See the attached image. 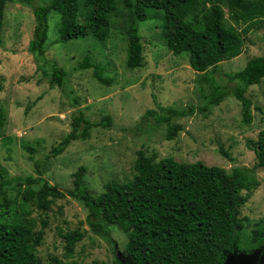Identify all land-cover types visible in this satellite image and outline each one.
Returning <instances> with one entry per match:
<instances>
[{
	"label": "rangeland",
	"instance_id": "374dc122",
	"mask_svg": "<svg viewBox=\"0 0 264 264\" xmlns=\"http://www.w3.org/2000/svg\"><path fill=\"white\" fill-rule=\"evenodd\" d=\"M49 1L33 0V5ZM208 7L209 3L201 5V12ZM221 8L224 26L234 27L244 42L240 55L222 61L215 75L218 83L232 85L224 73L241 70L253 57H264V21L245 31L246 23L236 22L225 3ZM86 11L80 6L81 20ZM4 14L0 106L5 125L0 131V170L12 185L0 194V222L25 223L34 232L43 229L35 252L39 264H119L125 260L127 235L116 225H110L106 235L96 234L88 226L87 210L77 200L67 195L56 198L43 212L36 200L24 201L22 193L27 187L37 190L44 183L66 193L73 188L71 175L84 167L85 185L97 196L109 180L132 179L139 150L154 162L166 157L179 162L199 161L228 173L239 168L256 178L259 186L239 209L242 229L235 251L242 255L256 253L255 264H264V238H252L254 229L264 230V168L254 167L255 155L246 145L247 139H256L264 129V78L246 91L252 102L250 124L242 122L241 105L232 96L200 114L198 108L205 105L203 96L209 93V87L198 82L200 73L189 66L187 53L173 55L167 49L160 32L161 11L148 9L147 20L138 26L143 43L141 67H126L129 20L127 9L116 0L110 32L103 41L89 34L59 42V16L54 12L48 15L44 57L67 70L60 88L50 83L42 61L29 51L35 25L32 7L11 1L6 3ZM84 56L102 67L104 76L112 81L109 86L98 82L92 69H77ZM154 100L162 107L195 109L192 115L174 120L181 130L172 140L166 137L165 123L145 115L148 110L161 112ZM78 111L94 125L88 137L72 141L57 157L44 159L71 131V117ZM107 115L111 124L103 126L101 120ZM220 146L230 159L219 151ZM34 161L40 162L39 168ZM28 176H40V180L30 185L17 183L16 179ZM78 232L82 236L72 243L73 250L67 251L68 239Z\"/></svg>",
	"mask_w": 264,
	"mask_h": 264
},
{
	"label": "trees",
	"instance_id": "16d2710c",
	"mask_svg": "<svg viewBox=\"0 0 264 264\" xmlns=\"http://www.w3.org/2000/svg\"><path fill=\"white\" fill-rule=\"evenodd\" d=\"M27 4L32 7L35 20L29 51L42 61L43 73L50 83L62 87L67 70L55 61L44 57V45L48 35V15L59 16V42L91 35L99 41L108 37L111 16L116 9V0H50L44 5H33V0H0V46L3 44L4 9L7 2ZM127 9L129 20L126 29V67L135 69L143 63V43L138 26L148 18L147 10L161 11V37L173 55L187 53L189 66L200 73L198 82L209 87L205 94V105L198 108L204 114L217 106L226 97L232 96L241 105L242 122L250 124L251 100L246 96L247 88L259 84L264 78V57L257 56L247 61L244 68L224 73L232 85L216 81L220 63L238 57L243 48V37L232 26H224L223 3L229 7L236 22L247 24V29L264 21V0H121ZM209 3L206 11L201 5ZM80 6L87 9L82 20ZM48 65L50 71L44 69ZM77 69H92L93 77L105 86L111 79L104 76L99 64L84 56ZM1 89V86H0ZM155 101V100H154ZM155 105L161 112L146 111L159 123L167 126L168 140L175 138L181 126L174 120L190 116L193 107L177 109ZM4 111L0 106V131L4 128ZM101 125L109 126L111 117L105 116ZM71 131L44 155L50 160L60 155L72 141L85 140L94 126L81 112L71 117ZM247 148L255 155V168H264V129L256 139H247ZM219 151L230 159L222 146ZM33 159V157H31ZM39 168V161H34ZM135 174L125 182L109 180L103 191L94 196L85 185L84 167L72 175L71 190L62 192L47 183L37 189L25 188L24 201L36 200L37 208L46 212L56 198L65 195L80 202L87 210V223L96 234L106 235L110 225H116L127 235L124 255L127 264H222L225 256L239 249V232L242 223L238 219L239 209L249 199L252 190L259 186L256 178L239 168L227 172L218 166L202 162H179L166 157L154 162L142 150L137 152ZM37 174L40 175L38 169ZM0 170V194L6 186ZM40 176L16 179L27 185L36 183ZM245 191V194H242ZM253 240L264 238V230L254 229ZM82 236L75 234L68 239L67 251L73 250L72 243ZM43 238V229L34 232L30 226L16 222H0V264H39L36 247ZM119 263V262H118ZM120 264V263H119Z\"/></svg>",
	"mask_w": 264,
	"mask_h": 264
},
{
	"label": "water",
	"instance_id": "95a60500",
	"mask_svg": "<svg viewBox=\"0 0 264 264\" xmlns=\"http://www.w3.org/2000/svg\"><path fill=\"white\" fill-rule=\"evenodd\" d=\"M237 251L228 253L222 264H255L258 261L256 253L251 255L236 254Z\"/></svg>",
	"mask_w": 264,
	"mask_h": 264
},
{
	"label": "flooded vegetation",
	"instance_id": "af4514ba",
	"mask_svg": "<svg viewBox=\"0 0 264 264\" xmlns=\"http://www.w3.org/2000/svg\"><path fill=\"white\" fill-rule=\"evenodd\" d=\"M120 263H121V264H127V263H126V260H124L123 262H120Z\"/></svg>",
	"mask_w": 264,
	"mask_h": 264
}]
</instances>
